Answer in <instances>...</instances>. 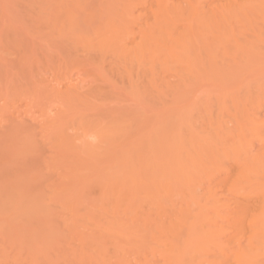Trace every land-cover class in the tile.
Here are the masks:
<instances>
[{"label":"rangeland","instance_id":"1","mask_svg":"<svg viewBox=\"0 0 264 264\" xmlns=\"http://www.w3.org/2000/svg\"><path fill=\"white\" fill-rule=\"evenodd\" d=\"M97 1L0 0V264H235L244 257L242 252L232 250L236 247L235 241L241 238L244 242H240L246 243L250 228L244 225V229L247 227L244 230L238 221L230 218L233 217L231 215L229 220L237 224L215 221L218 224L211 223L201 232L198 228L200 219H204V211L212 207L206 204L208 194L205 190L186 192L176 186L171 173V111L176 107V110L188 111L186 108L192 107L194 112L192 108L189 111L195 113V110H203V105H206L204 109L219 110L220 104L215 102L217 94L211 95L210 90L200 82L193 92L187 91L195 85L189 81L190 77L188 81L192 83V88H189L188 82L183 83L185 88L181 86L182 83L179 84L181 89L175 82L172 85L175 80L171 77L173 68L169 69V73V57L167 61L163 58V54H169L167 47L171 43L167 34L157 44L160 64L156 61L154 80L157 82L153 81L154 87L150 82H145L146 76L139 75L149 70L146 68L149 67L145 60L147 56H142L139 51L131 54L133 62L128 61L130 69L128 63L126 67L128 71L131 72L133 68L132 71L138 73H127L125 78V70L116 69L114 72L118 61L122 65L126 62L123 59L117 61L116 58L111 63V52L108 56L110 66H104L105 61L101 60L109 62L105 53L113 43H119L118 38H126L125 43L129 45L133 39L141 38L146 24L155 20L150 15L159 12V7H154L157 4L149 0H145L147 5H144V0H102L104 3L101 2V5V0ZM149 4L153 5L151 9L154 12L150 11ZM206 8L208 6L205 4L203 9ZM126 9L135 11L136 16L142 14L136 21L139 20V23L127 17L128 23L124 20L123 12ZM138 11L139 14H136ZM52 12L58 14L55 16ZM66 12H72L73 17L76 14V21L81 12L91 17L102 12L100 15L105 14L104 17L110 18V25H105L108 29H103L101 35L97 28L98 33L95 31L96 34H92L84 30L80 17L78 22L81 21V26L78 22L74 23L72 14L69 13V16ZM172 16L174 18H170L177 22V14L173 13ZM108 18L105 20L108 21ZM162 18L159 19L164 24L175 23L170 18ZM153 21L152 24H155L158 19ZM145 22L146 27L141 26ZM71 23L79 24L78 30L85 31L83 37L82 32H77V26L74 28ZM176 24L182 26L181 23ZM69 25L76 31L73 32V28L70 30ZM99 35L103 36L101 39L107 46L100 38L96 41ZM90 36L96 42H91ZM132 36L137 37L131 39ZM81 38L87 41L81 42ZM123 39L120 42H124ZM127 39H130L129 43ZM68 41L73 48L75 42L79 47L75 48L77 51L70 49V56L67 55V48H71ZM89 42L98 48L94 44L100 42L106 47V52H93L98 48L94 49L91 45L87 46L88 49L92 48L88 52L86 43ZM80 44L85 45L80 47ZM83 47L88 54L93 53L96 61L92 59L93 62H90L84 57L87 53H81L83 49L80 48ZM78 51L84 56L76 54ZM97 56H102V59ZM63 57H71L68 60L70 63L64 61ZM72 57L80 60V63L77 61L78 65L74 63L76 69L74 65L69 67L75 62ZM79 57L85 58L83 63H89V67L83 66L87 64L81 65L82 58ZM100 61L104 62L102 66L99 65L101 68L98 66ZM137 61H141L142 65L138 66ZM111 65L114 66L111 68L114 76L108 75ZM90 66L93 70L89 69ZM136 66L140 67V72ZM239 66L233 65L232 68ZM241 66L247 68L248 65L243 63ZM141 67L146 69L144 74ZM77 68L84 71L80 72ZM118 71H122L123 75L119 74V77ZM232 71L233 75L228 77L236 84L233 90L246 89L248 83L249 86L255 83L260 85L259 80H245L243 73L241 77L236 76L241 71ZM106 73L109 78L105 76ZM71 76L73 79H70ZM193 81L197 82L195 79ZM231 81L228 80V84ZM69 85L75 88L73 92ZM173 86L180 90L174 92L177 90ZM222 88L225 89L224 86ZM182 89H187L188 93ZM61 91L66 95L61 96ZM175 94L179 97H174ZM207 94L209 96L206 97ZM187 97H191L189 102ZM174 98H179L180 103L177 101L176 104ZM246 98L240 99V104L245 103ZM193 99L197 103L194 104ZM183 102L188 106L185 104L184 107ZM224 107L222 105L221 109ZM192 113L189 116L185 114L188 118L192 116L189 120L194 122L195 114ZM196 174L198 172L191 176L196 178ZM218 191L213 198L221 200V211L229 212L231 208H227L230 203L226 201L230 195ZM217 239L223 241L224 254L218 253L221 244ZM214 241L219 245H216V250ZM246 245L242 246L245 248ZM256 254L263 256L259 259L260 264H264V249Z\"/></svg>","mask_w":264,"mask_h":264},{"label":"bare ground","instance_id":"2","mask_svg":"<svg viewBox=\"0 0 264 264\" xmlns=\"http://www.w3.org/2000/svg\"><path fill=\"white\" fill-rule=\"evenodd\" d=\"M149 1L151 3H154V4L156 3L157 5L156 6L154 5V7H159V12L162 13L161 14L158 11L155 13L153 11L154 9L153 10L151 9L152 4H149L150 5L149 7L151 9L150 11L154 12L150 16L154 17L155 20L158 19V21H156L155 24H152L153 20L151 21V23H147V24H146V22L142 23L141 26L144 25V27H146V25H147V27H146V29L143 30V33L141 34L142 39L139 38L141 40H139L138 38H137L138 39L137 40L135 38L137 36H135V37L132 36L131 39H133V38H135V39L132 40V42H131V44H129L130 45L129 46L127 43H125L126 40H124V39H126V38H124V39L118 38L117 41L119 43L114 42L112 47L110 46L111 47L110 49H112V51L108 48L109 50L108 49L107 50H108L109 54L107 52V54L105 53V55H107V56H105L104 54L103 55L105 56V58H107V60H109V59L114 60L117 58V61H118V59H123V62H126L125 64L123 63V65H125V66H123L121 64L122 62L118 61L120 64L117 62L116 65L118 67L116 66L115 69H113V70H114V72L116 69L117 70L120 69L123 72L126 71L125 72L126 74L124 73L125 74L124 77H125L126 75L128 76L127 73L131 74L133 72L132 71L133 68H132L131 72H130V70L128 71L126 69V67L128 68V65L130 63V62L128 63V61L131 60L130 59L131 54L139 51V53L142 56H147V58H145V60L147 61L146 64L149 65V67H146L147 66L146 64H145L146 66L144 65V67L149 69L145 73L148 75L144 74V71H146V69H144V68L142 69L143 66L141 67V69H142L141 71L144 75H142L141 72L139 71L140 67L137 68V66H136V68L140 72L139 75H141V77L146 76V79L144 77L145 82L146 81L150 82V84H152L151 86H153V81L157 82L156 80H154V76L156 74V73L154 74V70L157 69V68L155 69V64L157 65V62L159 61L158 59L160 58V54L157 52V44L159 45V42H158V41H160L159 39H161L164 34H167L169 36L171 43H170V46H168L169 48L167 47L169 54H167V55L163 54V56H164L163 58L165 59V61H167L166 59L169 57V60H170V62H169L170 67L168 68L167 71L169 72L170 70H172L170 68L171 67L173 68V70L171 71L173 73V74L171 73L173 76L171 75V77H174L173 79H175V80H173L172 85L175 82V83H177V85L176 84L175 85L177 87H179V84L180 85H181V83L186 84V82H188L187 84H188L189 88H192V87H190V85L194 82L193 84H195V85H193L194 87L192 89H188V90L186 89L187 91H189V90L192 91L193 89H195V87H197L196 84H198L200 82V85L205 86L206 89L210 90L209 92L212 93L211 95L217 94L216 97L215 96H213V97L217 98V100L216 101L214 100V101L215 102L218 101V104H220L219 110L204 109V107L206 108V105L205 106L203 105L201 108L203 110H195L196 112L192 113V112H194L193 108L189 106L190 108H192L191 113L193 115L195 114L193 116L195 118L194 122H192V120L191 121L189 120V119H191L192 116L188 118L186 115V114H188V111L190 108H188V107L186 108V109H188V111L182 110V109L176 110L177 107L175 106V103H174V107H176V108H173L174 110L171 111L172 116H173L172 160H171L172 180L175 182L176 186L183 188V190H185L186 192H189V193L196 192L197 193L200 191L204 192V190H205V192L208 194L209 199L206 202V204L211 205L212 207L209 210H205L203 213L204 219H200V222L198 224V228L200 229L201 232H203L204 228H206L211 223L218 224V223H216L217 221L222 223V221L225 220L224 221L225 223H227V222L231 223L232 221L229 220V217L231 215L233 217H230V218L238 221L240 224L239 226H242L243 229L245 226H248L251 230V233L248 235V237L246 239L247 245L245 246V248L242 245L246 244V243L242 244V242H244V241L241 238H239V239L242 240V242H240V240H236L235 241L236 247L232 246V248L233 247L234 248L233 249L231 248L232 250H234V252H242V254L244 255V257L241 258L239 261H237L235 264H260L259 258H261L263 256L257 255L256 252L261 250V249H264V86H263L264 85V83H263L264 82V0H149ZM101 2L104 3V1L101 0V1H99L100 5H101ZM99 3H97V4H99ZM143 3L145 5L146 1L144 0ZM201 4H204V6L206 4L208 6V9L207 8H206V10L203 9L204 6H202ZM137 5L143 6L142 4L141 5L137 4ZM149 7L147 6L146 10L149 9ZM133 8H136V7L134 6ZM141 8H143V7H141ZM97 9H99V8H97ZM146 10H144L145 14H146V12H145ZM61 12H63V11H61ZM72 12L71 13L66 12V13L68 15L70 13V15H71ZM77 12H80V11L78 10ZM125 12H123V18H124V20H126V22L128 21L127 19L129 18L131 21L135 20V21H133L135 23L137 21V19H140L139 17L142 15V14H139V11H138V13H136V14H139V15H137L138 16V18H137V16L134 14L135 11H132V10L129 11L128 9H126ZM128 12H130V13H128ZM140 12H141V10H140ZM147 12H148L147 15H149L148 10H147ZM81 13H80L81 14L80 16H79V14L77 15L78 16L77 19L79 21V17H80L82 23H81V21L80 22L76 21V19L74 18L76 16V14H74L75 15L74 17L72 14V19H75V22H74V20L70 19L69 17H68L69 18L68 20H72V22H74V23H76V22H78L79 24L81 23L82 26H84V28H85L84 30L85 31L87 30L86 32L90 31L92 34H96L94 32L96 31L98 33V31H99L98 34H100V33H102V30L106 28L105 25H107V24L110 25V23H109L110 18L104 17L105 14L100 15L102 12L98 13V16L94 15L93 17H91V15L86 16L84 14V12H81ZM124 13L126 14V16H124ZM141 13H143V12H141ZM173 13L175 15L177 14V16H176V18L178 17L177 22L175 21V19L170 18V17L174 18V16H172ZM51 14H55V16H56V14H58V12L57 13L52 12ZM145 14H144V16H145ZM68 15H66V16H68ZM60 16H62V15L60 14ZM162 16H163V18H165L164 20H167V18H170L169 20H172V21L174 20L173 22H175V23L171 22L170 25L167 23H165V24L162 23V21L159 19V18H162ZM82 17H84V19H82ZM125 17H127V19H125ZM152 17H151V19H152ZM107 18H108V21H106ZM143 21H145V20H143ZM67 22H70V21H67ZM74 23H71V24L73 25L74 28L77 26V28H76L77 32H79V34L82 32V37H83V32L85 33V31L82 30L80 32V30H81L80 27H79L80 30H78L79 24L76 25ZM111 23L113 24L112 21H111ZM137 23H139V20H138V22H136V24ZM176 23H181L182 26L179 27ZM81 24L79 26H81ZM129 24H130V22H129ZM136 24H134V25H136ZM91 25L93 27L94 26L95 27L93 28ZM108 25H107V27H108ZM101 27H102V29H101ZM69 28H70V30L72 29L71 26ZM74 28L72 29V31L73 30L76 31ZM92 28H93V31H92ZM96 28L98 31L96 30ZM138 28H142V27L138 26ZM106 29H108V28H106ZM139 30H142V29H139ZM79 34H78V36H81ZM100 35L98 37V40H96V41H99V38H100L101 42L105 46H107L106 43H104L105 41L101 39V37H103V36L100 37ZM89 38L91 39V36ZM71 39H73L72 36H71ZM82 39L83 38H81V40H80L81 42L84 40L87 41L86 38L84 40H82ZM96 39H97V37H96ZM121 39H123L124 42H120ZM91 40L88 39V41H91V42L94 41L93 39H91ZM127 40H129V41H127L129 43L130 39H127ZM70 41H68V42L70 43ZM96 41H94V42H96ZM73 42H74V40H73ZM86 44H87L86 50H88V52H89V50L92 49L94 46L90 42L86 43ZM98 44H94V45L99 46V48L95 46L98 49L95 51L94 50L95 47H94L93 52H97V53L106 52V47L103 46L100 42H98ZM125 44H127L128 46ZM72 45L73 44H71V48L70 47L67 48L68 49V51H67L68 56H70L69 55L70 54L69 51H71L70 49L73 48ZM74 45H75L74 47L76 48L77 47L76 42ZM84 45L80 44L78 46L81 47ZM87 46H90L92 48L88 49ZM102 46H103V48H102ZM75 48H73V49L75 51H77L76 49L79 47H77L76 49ZM101 48L102 49L105 48L104 51ZM80 49H83V51L81 52ZM80 49H78V50L81 53L84 52L85 54L86 53L88 54L87 51H84L85 47L80 48ZM99 50H101V51L99 52ZM75 51H73V52L75 53ZM73 52L71 54H74ZM80 52L76 53V54H80V55L84 54V53L81 54ZM110 52L112 53V55ZM87 54L85 56L84 55L83 56L85 58H88L90 60V62H93L92 59H94L96 61L95 57L93 58V56H94L93 53L91 55L90 54L87 55ZM109 55H111V56H109ZM102 56H101V58L98 56L97 57L102 59ZM104 56H103V59H104ZM108 56H109V59H108ZM65 57H66V55H65ZM65 57H63V59ZM69 58H71V57L64 59V61L67 60V62H68ZM81 58H82V60H81L82 64L81 65L87 64V66H85V65H83V66L89 67V65H90L89 63H83V59H85V58L79 57V59H81ZM75 59H76V57L73 58V60H75ZM73 60H71V61H73ZM110 60H109V62L106 61V59L101 60V61H105L104 66H106V65L110 66ZM113 60L111 61V63H114ZM77 61L75 60V62H73V64L69 67H72L74 65V63L77 64ZM101 61H100V63L98 62L99 64L97 63L98 66L99 65L102 66L101 63H104ZM67 62H64V63H67ZM78 62L80 63V60ZM106 62H108L109 64ZM131 62H133V61L131 60ZM241 62H243L245 65H248L247 68L244 66H241V64H243ZM68 63H70V62H68ZM127 63H128V65H127ZM137 63H138V61H137ZM158 63L160 64V62H158ZM246 63H248V64H246ZM249 64L251 65V67H249L250 66ZM254 64H256V65H254ZM131 65H133V64H131ZM134 65H136V63ZM141 65H142V62L140 61L138 63V66H141ZM220 65H222V67ZM233 65L235 67H237L239 65L240 66H239V68L234 69V68H232ZM92 66H90L89 69L93 70L91 68ZM95 67H96V65H95ZM112 67H114V66L111 65V67H109V69H110V70H108V71H110V73L108 74L109 76L112 72V70H111ZM220 67L222 69L221 71L219 70ZM241 67H243V68H241ZM79 68H77V69H79ZM75 69H76V66H75ZM96 69L99 70L98 68H96ZM103 69H105V67ZM103 69H101V70L103 71ZM129 69H130V65H129ZM223 69L224 70L227 69V70L224 72ZM231 69L235 70V71H238V70L241 71V72L236 73V76L238 75V77L242 76L241 73H243V75L249 74L248 77L244 75L243 76L244 79L245 80H254V81L259 80L260 85L255 83V84H252V86H249L250 83H248L249 85H247V84H246V86L243 85V86H245L246 89L237 88V89L233 90L232 88L236 84L233 83V81H231V79H229V77H228V76L233 75V73H232L233 71ZM81 70L84 71V69H81ZM81 70H80V72H82ZM218 71H220V72H218ZM88 72L89 71H87V73ZM105 72H107V71H105ZM119 72L120 71H118L117 74L120 77L119 74H121V75H123V74L121 72L120 73ZM134 72L136 73L137 71H134ZM227 72L229 73V75H227L228 74ZM77 73H79V72H77ZM93 73H95V71ZM107 73L105 75L106 77L108 76ZM219 73L221 74L222 77L220 76ZM224 73H227V74H224ZM230 73H232V74H230ZM256 73H258V74H256ZM92 74H91V76H92ZM214 74L217 76H220V77H217ZM253 74H255V77L253 76ZM109 76L107 78H109ZM112 76H114V75H112ZM156 76L158 79V73ZM223 76L227 79H225ZM236 76L234 75V77H236ZM93 77H95V76H93ZM234 77H232V78H234ZM250 77H251V79H248ZM107 78H105V79H107ZM135 78H138V77L136 76ZM188 78H189L190 82L192 81L191 84L189 83ZM259 78L260 79L262 78L261 80H263V82ZM68 79H69V77H68ZM70 79H73L72 76ZM75 79H76V77H75ZM105 79L103 78V80H105ZM116 79H117V77H116ZM194 79L197 81L196 83H195V81H193ZM129 80H131V78ZM129 80H127V81L130 82ZM228 80L231 81V82H229V84H228ZM68 81H70V80H68ZM111 81H112V79H111ZM132 81H133V79H132ZM106 82H108V81H106ZM209 82L211 83L210 84L211 86H209ZM226 82H227V84H225ZM261 82H262V84H261ZM109 83H110V81H109ZM150 84H149V86H150ZM184 84L181 86L184 87L185 86ZM227 85H230V87ZM231 85H232V87H231ZM65 86L67 87V84ZM223 86L225 89L222 88ZM69 87L71 90L75 89V88H71L72 86H70V85H69ZM173 87L176 88L175 86H173ZM65 88L64 89L62 88V89L64 90L63 92L66 93ZM179 88L181 89V87H179ZM179 88H176L174 90H177ZM228 88H230V89H228ZM59 89H61V88H59ZM211 89H213V90H211ZM152 90H154V89H152ZM182 90L184 92L186 91L184 89H182ZM208 90L206 92H208ZM59 91H58V93H59ZM67 91H68V88H67ZM71 92H73V90ZM71 92H69V93H71ZM174 92H178V90L174 91ZM192 92H191V94H193ZM181 93H183V92H181ZM61 94H62V91H61ZM63 94L61 96H63ZM191 94H190V96H191ZM241 94H242V96H241ZM64 95H66V94H64ZM178 95L180 96L179 93H178ZM201 95L204 96L205 94H201ZM252 95H254V96H252ZM56 96H57V93H56ZM58 96H60V94ZM179 96H177V94H175L174 97H179ZM207 96H209V95L207 94L206 97ZM246 96H247V98L245 99V103L241 102V104H242L241 105L240 99H244ZM181 97H183V96L181 95ZM184 98H186V97H184ZM189 98H191V97H189ZM189 98L187 97L188 102H189ZM178 99L177 98L175 99L176 104H178V102L180 101V99H179V101H178ZM186 100H185V102H186ZM195 100H196V97H195ZM195 100L193 101L194 104L197 103V102H195ZM198 102H200V101H198ZM228 102L230 103L228 105H231L232 108H230L226 104ZM185 104L187 105V103H184V107H186ZM190 104H192L191 101H190ZM194 104L192 106H194ZM211 104H213V103H211ZM216 104L217 103H215V105ZM222 105H223V107L225 106L224 108L226 110L224 108L221 109ZM182 106H180V107H182ZM211 106H210V108H211ZM196 107H197V105H196ZM229 109H233V110H229ZM190 111H189L188 116L191 115ZM196 172H198V174H196V176H195L196 178H193V176H191V174L196 173ZM202 175H204L206 177H202ZM199 178H201V180ZM203 178H206L207 180H205ZM202 179H203V181H202ZM204 180L206 182H204ZM198 190H200V191H198ZM218 190L221 192H224L225 195H228V196L230 195L227 199L228 201H226L227 203H230V206H232V207L228 206L227 209L231 208V210L229 212L226 211V209H224L226 211V213L221 211L219 209V207H220L219 203H221V200L219 198H218L219 200H215L213 198L217 195V194L216 195H214V194ZM222 203H223V201H222ZM224 204H221V205H224ZM222 212H223V214L225 213L227 216L223 215ZM236 221H234L232 223H235ZM235 224H237V222ZM231 226H233V225H231ZM229 228H230V226H229ZM221 236L218 238H221ZM213 239H215V238H213ZM216 241H218V243H220L221 246L217 245L218 243H215V241H214V245H213L214 249L217 245V246H219V248L217 247L218 248L217 250H219L218 253L224 254L225 248H224V245L222 247L223 241L219 242V239H217ZM232 250H230V252Z\"/></svg>","mask_w":264,"mask_h":264}]
</instances>
